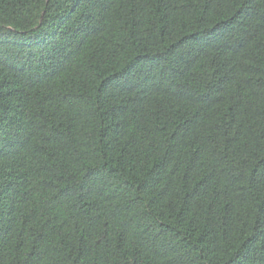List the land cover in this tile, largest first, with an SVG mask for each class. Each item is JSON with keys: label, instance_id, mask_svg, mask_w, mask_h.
I'll list each match as a JSON object with an SVG mask.
<instances>
[{"label": "trees", "instance_id": "1", "mask_svg": "<svg viewBox=\"0 0 264 264\" xmlns=\"http://www.w3.org/2000/svg\"><path fill=\"white\" fill-rule=\"evenodd\" d=\"M0 264H264V0H0Z\"/></svg>", "mask_w": 264, "mask_h": 264}]
</instances>
